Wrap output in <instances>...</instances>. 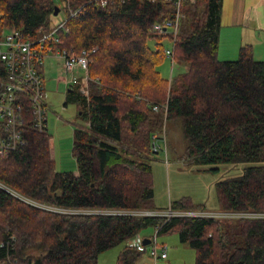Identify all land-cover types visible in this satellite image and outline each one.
Returning a JSON list of instances; mask_svg holds the SVG:
<instances>
[{"label": "trees", "instance_id": "trees-1", "mask_svg": "<svg viewBox=\"0 0 264 264\" xmlns=\"http://www.w3.org/2000/svg\"><path fill=\"white\" fill-rule=\"evenodd\" d=\"M222 5L182 3L173 60L187 69L168 82L157 67L166 57L161 40L172 36L152 27L173 16L171 1L0 0V30L35 37L66 19L52 45L89 57V96L78 87L65 95L78 110L77 172L56 169L51 135L33 126L28 103L23 143L0 156V183L18 195L0 187V238L15 247L8 252L18 263L97 264L102 252L151 226L158 236L177 233L193 249L194 264H264V60L254 58L250 44L234 60L218 57ZM56 7L67 13L54 25ZM69 7L79 11L70 16ZM167 122L182 128L191 162L254 163L216 182L220 211L233 216L141 212L153 211L149 160ZM170 210L206 211L188 196ZM141 253L125 244L115 264H131Z\"/></svg>", "mask_w": 264, "mask_h": 264}, {"label": "rangeland", "instance_id": "rangeland-1", "mask_svg": "<svg viewBox=\"0 0 264 264\" xmlns=\"http://www.w3.org/2000/svg\"><path fill=\"white\" fill-rule=\"evenodd\" d=\"M59 3L63 7V2L59 1ZM66 13L67 9L64 7L55 16L53 24L60 23L65 18ZM236 29L238 28L221 26V39L219 40L220 58H224L225 50L237 49L240 45V34L235 33ZM155 44L156 41L154 39H150L148 42L151 49H155ZM161 44L164 50L172 49V43L168 38H163ZM62 65L63 59L55 54H50L44 59V72L42 75L47 92L46 101L49 107L47 131L52 139L51 154L56 169L72 170L76 173V161L72 155V132L79 121L77 118L78 110L75 102L72 100L66 101L65 92L67 85L65 79L70 78V74L65 72ZM186 69L187 63L179 59L172 61L169 57H165L157 67L161 77L168 82ZM60 77L64 78L63 82L59 80ZM85 96H89V91ZM64 102H66V106L63 105ZM164 133V138L160 139V150L157 153L152 152L149 160L153 177L154 196L151 201L153 211L141 212L145 214H169L166 211L170 210L171 202L188 196L193 202L204 205L207 212L220 214L221 211L215 189L216 182L226 177L239 176L243 173L246 166L254 163L239 162L213 165L194 163L184 157L187 140L182 128L178 124L167 122ZM181 212L189 211H176L175 213L173 211L172 214L175 215ZM139 234L142 237L151 236L154 234V228L148 226L143 228ZM157 240L158 243L164 242L169 249V258L167 260L157 259V261L163 263L170 261L180 264L195 263L193 249L185 243H181L184 246H178L175 243L180 241L177 233L159 235ZM121 245L114 246L102 253L97 264L115 263L116 254L113 253L120 249Z\"/></svg>", "mask_w": 264, "mask_h": 264}, {"label": "built area", "instance_id": "built-area-1", "mask_svg": "<svg viewBox=\"0 0 264 264\" xmlns=\"http://www.w3.org/2000/svg\"><path fill=\"white\" fill-rule=\"evenodd\" d=\"M105 1L102 0V3L105 4ZM168 1L173 3L176 11L170 19L155 23L152 32L172 36L170 39L172 49H165V54L173 61V42L183 17L180 6L186 0ZM189 1L193 2L194 0ZM68 11L69 15L73 16L79 10L69 7ZM65 21L66 19L50 31L39 32L35 37H26L18 29L3 28L0 30V156L13 151L23 143L22 126L25 123V106L27 103L32 113L33 126L38 131L47 128L48 106L46 103V86L42 75L45 57L55 54L62 58L65 72L70 74V78L65 79L67 87H78L79 92L83 95L88 93V52L82 50L80 53H67L66 50L56 49L52 45L54 42H58L57 33ZM154 109H157L156 106ZM155 138L152 142V148L154 151H158L161 144ZM0 187L5 188L1 183ZM5 189L17 195L12 190ZM31 204L38 205L34 202ZM39 206L47 208L46 206ZM166 212L169 214L162 213V215H173L171 210ZM177 214L210 217L233 216L230 213L220 212L217 214L207 211ZM144 238L138 234L127 239L125 244L139 252L147 251L154 260L167 257L168 246L165 243H158V235L155 229L153 235L146 237L149 239L148 244L143 243ZM14 248L8 240L0 238V264H20L17 259L9 255V249L13 250Z\"/></svg>", "mask_w": 264, "mask_h": 264}, {"label": "crops", "instance_id": "crops-1", "mask_svg": "<svg viewBox=\"0 0 264 264\" xmlns=\"http://www.w3.org/2000/svg\"><path fill=\"white\" fill-rule=\"evenodd\" d=\"M223 25L238 28L235 30V33L240 34V41H239L240 45L237 47V49H233V50L230 49L229 51L225 50L224 58L219 57L220 50L218 48V57L220 59L222 60L235 59L238 56L239 47L243 44H250L253 49L254 58L256 60H264V0H223L222 12H221V26ZM239 30L240 32H238ZM220 39H221V34H219V40ZM59 80L60 81L62 80L63 82L64 78L60 77ZM68 88L69 87H67L66 92H68ZM46 98H47V92H46ZM48 114H49V107H48ZM52 145H53L52 139L50 138V149ZM144 237L146 238V236ZM175 243L178 246H184L183 244H181L180 241L179 243L178 242ZM124 245L125 243L121 245L120 249L114 251L115 253L113 254H116L115 262L120 250L123 248ZM168 258H169V249L167 250V257L165 258V260H167ZM131 264H180V263H174L170 261H168V263H163L161 261L154 260L149 256L147 251H145L141 253L136 258V260Z\"/></svg>", "mask_w": 264, "mask_h": 264}, {"label": "water", "instance_id": "water-1", "mask_svg": "<svg viewBox=\"0 0 264 264\" xmlns=\"http://www.w3.org/2000/svg\"><path fill=\"white\" fill-rule=\"evenodd\" d=\"M58 13V8L56 7V10L54 11V15H56ZM72 88L71 87H69L68 88V91H70ZM143 243L144 244H148L149 243V239L148 238H144L143 239Z\"/></svg>", "mask_w": 264, "mask_h": 264}, {"label": "bare ground", "instance_id": "bare-ground-1", "mask_svg": "<svg viewBox=\"0 0 264 264\" xmlns=\"http://www.w3.org/2000/svg\"><path fill=\"white\" fill-rule=\"evenodd\" d=\"M79 10V9H78ZM81 10V9H80ZM158 39V38H157ZM10 153V152H9ZM6 155V154H5ZM2 156H4V155H2ZM31 203V202H30Z\"/></svg>", "mask_w": 264, "mask_h": 264}]
</instances>
